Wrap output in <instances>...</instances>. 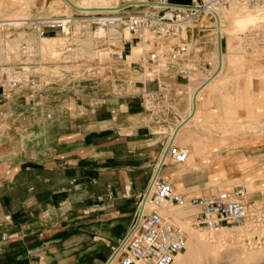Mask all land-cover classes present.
Listing matches in <instances>:
<instances>
[{
	"label": "crops",
	"instance_id": "obj_1",
	"mask_svg": "<svg viewBox=\"0 0 264 264\" xmlns=\"http://www.w3.org/2000/svg\"><path fill=\"white\" fill-rule=\"evenodd\" d=\"M113 1L118 6L140 0ZM189 1L176 0L178 3ZM227 67L228 60H223L217 73L201 87V73H198L195 89L191 88V82L180 80L170 84L183 92L184 101H190L189 96L194 92L197 114L221 122L220 125H205L212 129L213 136L209 135L211 132H205L200 138L201 145L218 146L229 142V137L218 130L229 128L226 114L235 107L239 110L242 106L249 113L256 111V105L252 103L256 92L249 88L237 94V99L233 98L234 91L222 89L217 92L219 82L216 79ZM248 73V80L251 76L255 78L253 70ZM151 87L155 89L156 84ZM93 92L95 97L103 96L98 91ZM91 95L71 88L52 94L39 106L13 100L2 108L0 240L3 234L7 239L0 241V264H86L85 257L82 258L74 247L89 234L85 231L76 237L72 225L85 222L88 226L96 225L93 223L98 220H93L90 213L112 211L113 199H120L117 201L119 209L129 206L133 196L139 198L145 184L138 181L157 172L162 145L166 147L167 141L158 136V122L144 111L140 99L128 94L120 98L115 94L116 98L107 100L104 105L100 104L102 100L94 102L86 98ZM171 96L174 103L175 96ZM172 125L176 128L178 124L175 121ZM185 127L187 129V124ZM254 139L248 137L241 143L246 145L245 141ZM256 151L259 150L252 152ZM205 155H209V150ZM205 158L211 160L214 157ZM247 158L254 161V170L264 171V153ZM202 172L199 168L182 172L180 179H173L175 188H179L176 182H180V192L188 193L191 187L204 182L206 178ZM163 175L170 178L176 174L173 170H163ZM258 179V186L264 188V172ZM98 188L101 196L97 195ZM258 194L263 195L264 190H257ZM102 197L106 201L97 205ZM128 212L125 210L113 218L127 217ZM79 227L77 230H81ZM124 232L123 235L127 231ZM47 233L48 237L45 236Z\"/></svg>",
	"mask_w": 264,
	"mask_h": 264
},
{
	"label": "built area",
	"instance_id": "obj_2",
	"mask_svg": "<svg viewBox=\"0 0 264 264\" xmlns=\"http://www.w3.org/2000/svg\"><path fill=\"white\" fill-rule=\"evenodd\" d=\"M233 2L264 6V0H153L146 4L125 3L104 11L75 10L73 14L39 13L28 18L0 19V113L13 100L39 106L52 94L66 91L68 88L58 85L64 60H80L82 56L89 66L88 74L94 75L98 68L112 62L124 64L133 46L141 43L145 62H132L129 69L142 75L150 66H161L165 74L149 80L156 83L154 90L147 87L146 81L136 80L138 92L128 95L139 98L144 111L155 113L165 107L162 89L167 85L180 80L190 83L193 74L201 73V87L217 73L220 66L212 70L213 57H205L201 42L194 36L184 37L183 32L204 18L216 20V10ZM147 33L156 40L147 39ZM171 35L181 36V44L161 50L160 40ZM46 38L54 39L52 58L44 50ZM239 46L245 51L264 47V27L243 32ZM109 69L113 91L121 92L125 86L127 89L126 78L116 77L115 67ZM167 79L170 83L165 82ZM169 157L174 165L184 166L189 150L171 149ZM170 208L189 210V223L204 229L210 237L232 228L230 240L236 245L264 248V199H249L247 188L241 185L186 196L169 179L158 176L149 192L139 196L129 229L105 264H173L186 249L188 234L166 213Z\"/></svg>",
	"mask_w": 264,
	"mask_h": 264
},
{
	"label": "rangeland",
	"instance_id": "obj_3",
	"mask_svg": "<svg viewBox=\"0 0 264 264\" xmlns=\"http://www.w3.org/2000/svg\"><path fill=\"white\" fill-rule=\"evenodd\" d=\"M20 1V4L24 3L23 0ZM71 1L74 3H72ZM77 1L80 0H35L34 2L28 3V9L30 11L23 12V9L21 8L20 12H23L24 14H29L30 12L31 15L41 13L43 15L49 16L73 14L75 10L81 12H90L97 10L104 11V9L107 10L106 8L115 6V2L113 0H109L108 2H106L105 0H98L96 2L93 0H87L88 4L85 6L87 8V11H84L83 9L78 8V6L74 7ZM14 2L15 0H0V19L16 18L12 17L14 16L12 13L16 11L19 12L20 8H18V6H13ZM103 2L107 5H102L104 4ZM234 3L237 4L236 9H238L239 6H245L238 2ZM232 6L233 3H231L225 8H221L223 19L225 21L222 27L223 30L226 31L225 33L222 31L219 33L220 30L218 27V17L217 24L213 18L207 17L204 18L202 21L194 24L190 31L183 32V36H188V38L194 36L193 38L195 40L201 42L202 51L204 52L205 57H213L214 69H216V67L218 66L221 67L223 65V60H228V67L226 72L220 75V77H217L216 79L219 82V89L217 92H221L222 89L228 90V92L234 91L233 98L237 99V94H242L244 90L249 88L251 89V91L253 90L256 92V99L252 100V103L256 105V111H254V113H249L248 111H244L242 109V106H240L239 110L235 107V110L232 109L230 112H228V115L226 114L227 118L225 119L227 124H224L230 125L229 128L226 127L217 130L220 131L221 134H226L229 137V142L227 141L228 143L225 145L210 146L209 148H207L208 145H201L200 138L203 137L206 133H210L212 129L205 128V125L210 126L215 123L217 125H220L221 122L217 121V118L214 120L208 118L206 115L200 116L199 113L197 114V100L196 97L194 98V92L193 94H190V101L188 100L190 104H188V101H184L182 97V91H178V89L167 85L165 89H162V100L165 107L163 109L159 108L155 113L147 112L152 116L153 121L155 123L158 122L157 125L159 127L158 129H156V132L160 134L158 136L166 138L167 144L166 147L162 145V150L160 152L161 159L159 162L158 170L154 174V176L144 178L145 181L144 179L138 181L139 183L145 182L141 194H143L144 192H149L152 182L158 176L167 178L173 183L174 178L180 179V177L183 175L182 172H188L191 169L199 168L204 171L202 172V174L205 176L206 179L204 180V182L191 187L188 190V193L184 195H199L201 193H207L209 191H221L232 188L236 185H241L247 188L249 192V199H264V194L256 195L257 190H264L263 187L258 186V181L260 180L258 178L262 176V173L264 171H262L261 169L254 170V161L251 162V160L247 158L254 156V154L259 155L264 153V47H256L252 50L245 51L239 46L240 35L246 30L252 28H262L264 25V20L262 21V24H259V26L258 24H255L256 26L249 25L244 28H233L232 21L234 18L231 17L228 11L229 8H231ZM100 8H102L103 10ZM28 14L25 15L28 16ZM146 38L149 40H156V37H154L151 33H147ZM217 39L219 42L218 45ZM181 42V36L171 35L166 39L160 40V47L161 50H167L171 49L175 44H181ZM143 45L144 44L141 43L139 45L133 46L131 53L128 54L127 59L124 61V64L122 62H112L107 65V67L101 69L98 68L94 75L88 74L89 66L88 64L84 63V60H82V56L79 58L80 60H77L75 58H72L70 60H64L63 64H61L60 67L61 76L58 85L68 89H71L72 87L85 94L91 93L92 95L87 96L86 98L93 101L102 100V103L100 104L104 105L108 102L107 100L111 98H116V95L120 96L121 98L126 94L138 92V89L136 88V86H134V82L136 80L146 81L147 87L149 89H153L154 87L151 86L155 85L156 83H152L149 80L156 76H163L165 74V72L163 73V69L161 66H150L145 70L144 73H142V75L137 74L129 69V65L132 62H137L138 64H143L145 62L143 60V55L145 52ZM47 55H49L50 58L55 56L52 51H49V54L47 53ZM216 60L219 62H217ZM103 66H105V64H103ZM111 67H115V69L118 71V75L116 77L121 79L126 78L125 80L128 82L127 89V86H125L121 88V92L114 93L111 82V69H109ZM250 70H253L255 78L254 76H251L250 80H248V72ZM94 77L98 79L96 81L86 80ZM192 77L193 81L191 82V88L195 89L194 85L198 84L199 78L197 74H193ZM165 82L170 83L169 80H165ZM260 88L262 89V92L259 91ZM94 90L103 94V96H93L94 92L92 93V91ZM171 95H173V97L175 96V104L172 101ZM192 95L194 100L193 105L191 106ZM175 121L178 124L176 128L172 127V123ZM186 124L187 129L185 127ZM209 135L213 136L212 132ZM248 137H254L257 140L261 141L258 144V147H251L250 145H245L241 143L244 139ZM195 144L198 150L195 151L194 154L191 151L193 145ZM174 148L189 150V158L186 165L176 166L171 162L169 152L171 149ZM257 149L259 151L252 152L253 150ZM208 150L209 155H205L206 151ZM249 152L250 154H248ZM201 153L202 156H199V154ZM205 157H208L210 159L213 157L214 158L211 160H207ZM198 158H200V160ZM197 166H201L203 168ZM230 166V170H232V173H230L229 171ZM171 168L175 170L177 169L176 175L170 178L163 175V170H165V172H168V169L171 170ZM97 183H99L98 180ZM176 185L177 187L179 186L178 190L180 192L182 186L181 183L176 182ZM101 194L102 193L98 188L97 195L101 196ZM118 200L113 199V201L115 202L113 207L110 208L112 209V211L108 213H104V211H95L90 213V216H93V220H98L93 223L96 225L88 226V222L81 223L79 225H72L71 229L75 230L73 233L76 237H78L79 235H83L86 232H88L86 234H89L88 238L83 239L84 241H81L74 247L78 250L77 252L80 253L81 256H83L82 258L85 257L83 260L86 264H92L94 261L95 264H105L109 257L112 255L113 247H115L119 240L124 236V231H127V229L129 228L137 208L138 199L133 196L132 203L129 206L123 207L121 209H119V205L117 204ZM105 201L106 198L102 197V200L97 201L96 204L102 205ZM91 203L92 202H90V204ZM125 210L129 211V215L127 217L113 218V216H118ZM170 210L172 212H175V215L173 217L175 218L176 223L188 220L190 212L188 213L187 217H185V213L183 212L189 210L173 208H171ZM79 226H81V230H77V228H80ZM184 229L189 237V231L186 228ZM194 231L203 233L202 235H204L206 242L208 243V245L212 246L211 249H213L214 251L210 249L203 254L199 253L196 258L186 262V264H264V261H255L252 259L247 260L245 258L249 254L264 251V248L247 247L239 244L236 245L230 240L232 237L231 234L233 232L231 228H228V230H224L227 232L226 236L224 237H219L223 230L217 232L215 234V237H210V235L204 229L195 228ZM118 235L121 238L118 239ZM45 236L48 237L49 234L47 233V235ZM112 237H115V239L110 240L109 238ZM2 239L6 240L7 237H3ZM2 239L0 241H2ZM49 246L51 247L50 244ZM183 253L187 255L189 254V251L185 249ZM86 258H88V260Z\"/></svg>",
	"mask_w": 264,
	"mask_h": 264
},
{
	"label": "bare ground",
	"instance_id": "obj_4",
	"mask_svg": "<svg viewBox=\"0 0 264 264\" xmlns=\"http://www.w3.org/2000/svg\"><path fill=\"white\" fill-rule=\"evenodd\" d=\"M24 3L23 4H20V0H15V2L13 3V6H18V8H20L19 12H13L12 14L14 16L12 17H16V18H10V19H21V18H28V17H31L33 15H31V13L29 12L28 13H25L26 15L28 14V16H26L23 12L25 11H30L28 9V3L29 2H34L35 0H23ZM93 1H98V0H93ZM106 2H108L109 0H105ZM72 2V1H71ZM88 1H77V3L74 5V7H77L78 8H81L83 9L84 11H87V8L85 7L88 3ZM151 1H146V0H140V1H133V2H129V3H141V4H146V3H149ZM74 3V2H72ZM104 3V2H103ZM128 3V4H129ZM102 5H107V4H102ZM237 4L233 2V6L231 8H229V13L231 15L233 19L232 23H233V28L235 27H239V28H244V27H247L249 25H255V24H262V21L264 20V6H255V7H247V6H239L238 9H236V6ZM117 5L115 6H112V7H109V8H106V7H102V8H106L107 10L108 9H114L116 8ZM235 6V7H234ZM21 8L23 9V12H20L21 11ZM100 8V9H102ZM28 9V10H27ZM89 10V9H88ZM97 10V9H96ZM103 10V9H102ZM105 10V9H104ZM98 11V10H97ZM216 13H217V17L219 18V24H218V27H219V33L222 31V32H226L223 30V25L225 23L224 19H223V14H222V11H221V8H218L216 10ZM240 16V17H239ZM236 18V19H235ZM216 24H217V18L215 20ZM256 26V25H255ZM264 27V25H263ZM238 28V29H239ZM234 31V29H233ZM222 34V33H221ZM218 39H217V45H218ZM53 45H54V39L52 38H46L44 40V50L49 54V51L53 52ZM135 46V45H134ZM134 50V49H133ZM218 50V49H217ZM217 54V53H216ZM219 55V54H218ZM219 59V58H218ZM217 61V60H216ZM219 62V61H217ZM216 62V63H217ZM193 95L191 96V106L193 105ZM259 140L257 139H254V140H248L246 141V145H251V146H258V143ZM210 146H207V148H209ZM197 147H196V144L193 145L192 147V153H194L195 151H197ZM199 156H202V153L199 154ZM233 156V155H232ZM200 159V158H198ZM202 159V158H201ZM236 160V159H235ZM204 161V160H203ZM197 167H200L201 166H197ZM203 168V167H202ZM231 169V166L229 167V171L230 173H232V170ZM169 170V169H168ZM173 170V172L176 173V170L175 169H171ZM174 174V173H173ZM171 177V176H170ZM171 181V180H170ZM172 183V181H171ZM173 184V183H172ZM174 186V184H173ZM178 190V189H177ZM179 191V190H178ZM171 209V208H170ZM170 209H168L166 211V213H168L169 215H172L174 216L175 215V212H172ZM190 211H185L183 213H185V217L188 216V213ZM187 219V218H186ZM180 221V220H179ZM178 225L182 226V228H186L188 231H189V234L190 236L188 237V241H187V246H186V249L189 251V254H185L183 252H181L180 254H178L173 262V264H186V262L188 261H191L193 260L194 258H196L198 256V254H203L205 252H207L208 250H210L212 248L211 245H208V243L206 242V239L204 237V235H202L203 233H200V232H197V231H194V227H191L192 225L189 223V220L187 221H182L180 223H177ZM191 225V226H190ZM228 230V228H225ZM225 229H223L222 233L219 235V237H224L226 236L227 232L224 231ZM232 229V228H231ZM236 229V228H235ZM239 229V228H237ZM226 232V233H225ZM209 237V236H208ZM214 237H215V234H214ZM212 239V238H211ZM216 239V238H215ZM214 239V240H215ZM224 239V238H223ZM212 251H214L213 249H211ZM247 260L248 259H252V260H255V261H264V251H259L257 253H254V254H249L248 256L245 257Z\"/></svg>",
	"mask_w": 264,
	"mask_h": 264
},
{
	"label": "trees",
	"instance_id": "obj_5",
	"mask_svg": "<svg viewBox=\"0 0 264 264\" xmlns=\"http://www.w3.org/2000/svg\"><path fill=\"white\" fill-rule=\"evenodd\" d=\"M171 2L178 3V2H176V0H171Z\"/></svg>",
	"mask_w": 264,
	"mask_h": 264
},
{
	"label": "water",
	"instance_id": "obj_6",
	"mask_svg": "<svg viewBox=\"0 0 264 264\" xmlns=\"http://www.w3.org/2000/svg\"><path fill=\"white\" fill-rule=\"evenodd\" d=\"M220 56H221V52H220Z\"/></svg>",
	"mask_w": 264,
	"mask_h": 264
}]
</instances>
